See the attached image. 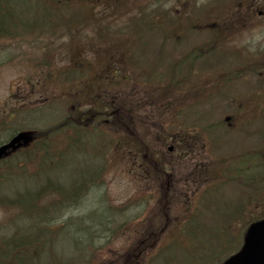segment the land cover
Segmentation results:
<instances>
[{
    "label": "rangeland",
    "instance_id": "1",
    "mask_svg": "<svg viewBox=\"0 0 264 264\" xmlns=\"http://www.w3.org/2000/svg\"><path fill=\"white\" fill-rule=\"evenodd\" d=\"M79 1L72 0L69 4L59 2L56 5H49L57 8L53 10L56 14H52V16H59L54 19V23L49 24L51 30L46 29V23L40 20H36L34 24L32 20H29L22 27L24 31L19 30L15 34L14 28L6 25L7 19L0 25V144L9 140L18 131L41 129L67 113L68 102L63 98H59L58 89H47L50 91L49 94L43 84L34 88L31 86L34 79L48 74L50 77H58L61 80L63 79V76L60 75L61 71L72 65L73 69L75 62L76 65H80L78 63L83 61V57L95 62L99 59L102 61L103 58L110 59L111 53H113L112 49L120 48V46L124 48L125 44L130 43L125 41L126 32H143L145 27L152 25V22H158L159 24H153L149 28L151 31H148L139 39L143 40L145 38L144 42L148 45L145 50L151 51L145 52L146 54L143 55L140 63H134L138 70L137 74L129 69L128 73L134 78H137L139 73L142 79L148 81L171 78L169 73L160 75L161 73H158L161 72L160 68H165L167 63L174 60H179L176 65L180 64L183 59L190 56L188 52L196 48H201L202 51L193 52L194 54L190 60L194 62L193 72L198 74L194 80L200 76V79H198L200 82L206 79V69H203L204 64L205 67L214 66L210 67L213 80L215 79L214 71L219 69L217 67L227 65V61L236 50L256 53L257 57L249 59L248 63L255 64L256 71L264 70V5L261 0H173L167 4L159 2L158 5H155L154 0L94 1L96 3H79ZM196 1L200 2L199 5L196 4ZM147 4L149 5L145 7ZM15 5L16 7L21 6V4ZM200 9L203 11H199ZM258 10L263 11L262 16L257 15ZM160 11L162 13L158 14ZM167 11L171 15L165 16L164 13ZM32 14H29V18ZM177 16L179 17L176 18ZM63 17L64 19H62ZM210 19H214L213 21L217 22V26H225L222 39L221 37L212 36L211 33L206 36L196 31L186 32L185 35L178 34L176 39L172 37V30L177 22L182 25L186 21L192 24H200L208 22ZM149 22L151 23L147 24ZM214 25H210V27ZM182 27L184 28V26ZM76 31H81V35H83L78 39L79 42L75 38ZM174 33L179 32L174 30ZM2 34H6V36H1ZM216 39L218 40L216 41ZM134 40L137 43L135 37ZM213 40L216 43L215 47L207 48L209 51L205 52L206 48L203 47L205 44L203 42ZM112 41L119 44L124 43V45L111 44ZM140 43L141 41L139 46ZM135 46L139 47L136 44ZM46 47H55L52 52H49V55L53 57L46 61L48 62L47 66L51 65L48 69L45 65L41 67L42 65L37 64L42 61L41 58L47 52ZM222 50H224V54ZM246 53L244 56H246ZM132 55L136 59L142 56L138 50L133 52ZM156 55H159V61H157ZM222 56L224 59H222ZM259 58L263 66L257 64ZM102 67L105 68L102 73L109 74L107 63H104ZM119 67L121 66L119 65ZM261 71H259L261 74H258V76L256 72H243V77L238 78L243 82L227 85L224 96L215 97L210 100L208 105L201 106L200 102L202 103V100L195 101L197 107L183 115H177V118L172 117L171 120L168 114L160 108L166 99L160 101L159 98H150L143 91V86H140L141 89L136 90L133 87L136 86L133 82L128 85L125 96L127 100L135 98L134 102L139 105L144 104V107L138 111L137 117L140 124L143 123V125L150 128L149 133L154 134L156 132L157 118L160 119L163 116V120H166L164 123L172 121L177 129H186L192 123L207 124L210 128H214L208 135V143L204 141L203 146L184 143L183 145L186 148L169 153L170 157H167L166 161L175 169L171 182L172 185L176 184V189L172 190V194L167 193V196L164 195L165 199L163 198L162 202L161 200L158 201L160 197L159 194H156L149 198L148 203H144L140 200L139 195L134 194V191L136 192L144 185L139 178V155L130 156L127 152L130 150L124 148V143L123 147L119 143V150H117L118 148L112 150L107 144V147H104L103 150L107 153V163L102 169L96 187H89L87 192L83 191L81 193V197L76 196L79 192L76 195L61 197L60 204L51 207L58 211V215L54 220L49 221L52 226L56 225L62 228L71 221H77V224L74 225L78 231L73 238V242L78 248L81 243L77 242L84 235L86 244L80 249L84 256L81 252L74 254L73 243H70L64 234L60 235L58 233L56 240H53L50 244L46 243L42 256L32 264H54L56 259L58 264H69L70 261L68 262V260L74 258L76 264H80L82 258L83 263L89 264L90 260L88 261V259L92 254H95L92 264H113L116 255L137 252L139 254L140 252L143 253L145 249L146 253L151 252L154 255L158 250L165 251L170 246H174L171 247L170 251L158 253L154 264H181V261L182 264H216L217 261L221 260L228 251L235 248L234 245L228 247L223 243L210 244V242H204L203 244L202 241H198L194 237L197 231H202L199 233L201 237L205 238L210 235V237L219 241L220 238L217 236L224 227L221 224H212L215 221L224 222L226 214L236 205V196L240 197L242 195L240 193L244 187L236 185V190L235 184H229V186H226L228 187L227 191L223 188L224 194H221L220 191H207L205 200L203 198L197 200V192L199 194L198 190L203 188V180L206 176H208L206 183L213 182V169L219 166L224 157L234 155L237 162H239L243 155L249 157L248 155L251 156L256 151H262L264 156V72ZM228 72H226V78L230 77ZM84 73L82 72V74ZM132 76L128 77V81H132ZM88 79L81 75L78 77V83L87 85ZM178 80L175 79V81ZM145 85L149 86L150 83L145 82ZM148 88L152 96L158 95L159 90L155 86H149ZM227 88H233V91L227 93ZM114 89L115 86H111L108 91H103L100 88L99 96L107 99L112 95ZM163 89L170 90L167 87H163ZM168 91L163 98L172 97ZM233 92L241 93L240 95L244 97H250L249 104L243 109L239 106L236 107L237 99H234ZM117 100L121 103L124 102L123 92L119 94ZM169 101L173 102V99H169ZM185 103L186 101H183V104ZM22 107H27V110H20L21 113L14 118V121H9L7 118L9 111L18 110ZM206 113L208 116H206ZM229 115L232 117L230 122L235 125L233 130L226 128L223 121V117ZM152 136L155 137L156 134ZM99 137V134L94 133L89 142L93 143ZM115 137L118 139L124 137V135L120 134ZM151 141L157 143L156 140L152 139ZM100 144H102V140H99L97 145ZM41 149V146L38 145L34 152ZM27 155L28 152L18 154L15 159L0 163V200L11 201L25 190L37 188L34 186L20 187L24 190L18 188V186L28 183L27 180H24V176L28 177V173L36 169L35 160L26 157ZM261 158L260 154L254 157L257 161ZM66 159L71 161L69 162L70 165H68L69 163L62 165V168L55 173L59 180L63 179L66 182L71 176L70 173L75 169H79L83 164L92 166L95 162L93 156L85 154L82 150L76 156L71 155ZM261 162H264L263 158L259 163V171L260 177H264V166ZM17 174L21 177H19L20 180L15 181L14 177L17 178ZM73 174L78 176L76 173ZM85 175L86 173L82 174V176ZM3 176L5 177L3 178ZM225 179L228 180V177ZM9 180L11 181L9 182ZM259 181L262 180L259 179ZM4 182H7L6 185L2 184ZM88 182L90 183L91 180ZM158 182L161 184V179ZM158 182L156 185H158ZM250 186L249 184V189ZM14 188L18 189L15 190ZM169 189H172V187L170 186ZM193 190L194 193L192 194L191 191ZM183 200H190L192 204L195 203L194 205H196L188 214L197 212L199 216L201 213L208 216L202 217V225L194 220L191 221L188 231H185V234L182 235L186 242L179 241L169 244L167 238L169 237V231L175 228L174 224L179 221L180 225H184L182 221L186 211L182 205ZM52 201L51 197H47L41 205L48 203L51 206ZM205 204L206 209H204ZM109 208L112 210H109ZM149 209L153 211L151 212ZM60 210H63L62 213H60ZM254 210H256L255 214H258V216H264V201H260V206ZM94 211H97V213L92 216ZM255 214L253 212L251 217H256ZM150 216L151 218L155 217L150 228V233L153 235L152 241L140 244L143 236L140 227L143 226L146 220L145 217ZM17 218V209L13 210L9 205L0 207V233L8 230V223L11 219L17 220ZM245 226V224L237 226L234 222L226 224L228 231L231 230L236 235L240 231L242 232ZM75 227L71 228L72 230L69 229L70 227H66V230L73 233ZM196 229L197 231H195ZM161 234L162 239L154 241ZM232 239L234 242L236 241L235 236ZM193 241L198 242L196 243L199 246L198 250L190 249L192 244L189 246L187 242ZM211 248L216 249L213 254L210 252ZM9 249H11V246H9ZM145 264L151 263H147L146 260Z\"/></svg>",
    "mask_w": 264,
    "mask_h": 264
},
{
    "label": "trees",
    "instance_id": "2",
    "mask_svg": "<svg viewBox=\"0 0 264 264\" xmlns=\"http://www.w3.org/2000/svg\"><path fill=\"white\" fill-rule=\"evenodd\" d=\"M12 4H14V8ZM15 4H21V6L16 7ZM53 4L56 5L58 3L56 0H0V25L5 19H8L6 25L13 27L15 34L19 30L24 31L22 27L29 20H32L33 24L36 20H40L41 22L46 23V29L51 30L49 24L54 23V19L59 17L52 16V14H56L53 10L57 9L55 6H49ZM31 13L33 14L29 18V14ZM62 19H64V17ZM212 29L216 33L223 31V29L218 26H213ZM76 33L75 38L77 40L83 37L81 31H76ZM1 36H6V34H2ZM50 50L51 47H47V52L41 58L42 61L37 63L38 65H42L41 67H43V65H48V62L46 61L51 59V56L49 55ZM75 80L76 78H74V83ZM92 86L94 87L92 90H87L83 85L82 88L79 89L75 85L72 86V90L75 91L77 96V99H75L77 101L76 104H81L85 101L87 105H89L87 110L81 112L76 105L74 111L69 113L65 120L55 123L53 126L43 130H37L34 132L35 141L29 147L20 150L22 152L12 155L0 162L5 163L6 161L15 159L18 154L21 155L28 152L26 157H31L32 160H35L36 162L35 171L28 173V175L35 177L36 181H44L43 185L40 187V193L38 194L31 195L29 192H25L18 198H13L11 201H5V199L0 200V207L9 205L13 210L17 209L18 211V218L17 220H14V227L16 228L14 235L11 237L0 236L4 238H0V264H29L28 261L32 255L37 257L39 252L43 249V246L48 241L54 239V236L58 234L55 235L56 230L53 231L47 226H44L47 216L51 211L56 212L55 208L51 207L60 204V198L67 192L66 188L70 189L74 186L81 177H83V173L90 172L92 175L98 172V169L95 168L94 164L92 166L83 164L79 169H75L70 173L71 176L68 180L67 186L55 175L56 171L62 168V165L71 162L64 158L74 155L81 150L85 153V148L88 146H86L85 141H82V133L86 129V127H84L86 120L102 118L103 109L100 101L101 98L99 96V90L102 88V85L94 84ZM91 106H94V109H92ZM133 114L134 112L132 109L126 108L124 102L121 103L118 100L111 101L109 115L112 117L117 128L120 127V129L129 131L126 125V120L129 121ZM136 124L137 123L135 122L131 123V126L134 127ZM130 132L134 134V130L131 129ZM129 140L134 144H138L140 147L143 144L142 141L136 139V137H129ZM38 145H40L42 149L38 152H34V149ZM89 148L91 152L88 155L93 156V159L95 161L98 160L100 164L103 163L104 167L107 163V154L98 152L95 149L96 146L95 148ZM24 165L26 166V164ZM68 165H70V163ZM99 172H101V169ZM73 173L78 174V176ZM20 174L22 173L20 172ZM4 177L5 176H3V178ZM17 177L21 176L17 174ZM47 197L53 199L51 206L48 203L41 205L43 200ZM23 222L33 225V227H29V225L22 226ZM31 230L34 231L31 232ZM9 246H11V249H9ZM140 257L130 256L127 260L129 261V264H141L142 260H147L148 263L152 259V254L151 252L146 253L145 249V255L142 256L141 259ZM55 263L56 262H54V264Z\"/></svg>",
    "mask_w": 264,
    "mask_h": 264
},
{
    "label": "water",
    "instance_id": "3",
    "mask_svg": "<svg viewBox=\"0 0 264 264\" xmlns=\"http://www.w3.org/2000/svg\"><path fill=\"white\" fill-rule=\"evenodd\" d=\"M30 140V133H19L8 144L0 147V159L6 155L8 150L13 151L16 145L21 142L26 144ZM223 264H264V221L254 223L249 227L242 249Z\"/></svg>",
    "mask_w": 264,
    "mask_h": 264
},
{
    "label": "flooded vegetation",
    "instance_id": "4",
    "mask_svg": "<svg viewBox=\"0 0 264 264\" xmlns=\"http://www.w3.org/2000/svg\"><path fill=\"white\" fill-rule=\"evenodd\" d=\"M164 176H165V179H166V186L167 187H170V186H172V182H171V180H173V174L172 173H165L164 174ZM159 178L157 177V176H155L154 178H152V180L155 182V181H157ZM166 190H169V189H166Z\"/></svg>",
    "mask_w": 264,
    "mask_h": 264
}]
</instances>
